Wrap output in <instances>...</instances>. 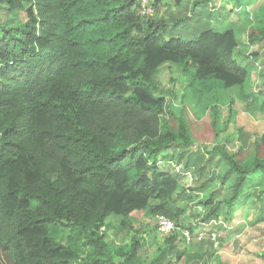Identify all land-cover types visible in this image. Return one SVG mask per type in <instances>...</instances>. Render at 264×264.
Wrapping results in <instances>:
<instances>
[{
    "label": "trees",
    "instance_id": "obj_1",
    "mask_svg": "<svg viewBox=\"0 0 264 264\" xmlns=\"http://www.w3.org/2000/svg\"><path fill=\"white\" fill-rule=\"evenodd\" d=\"M220 1L241 6L243 19L218 30L198 18L184 39L177 22L167 32L135 0H0V12L27 16L0 19V264H208L210 241L194 249L184 230L194 239L201 224L231 226L243 206L259 208L264 133L250 153L230 149L218 106L235 95L251 111L263 98L264 83L251 86L259 52L244 64L235 57L249 49L244 35L264 43V0L254 13L246 7L255 0ZM166 62L187 78L198 117L210 116L214 139L199 149L186 119L167 120L172 105L156 81ZM182 171L195 181L187 189ZM134 211L155 225L133 227ZM157 216L175 229L153 249L146 235L159 236Z\"/></svg>",
    "mask_w": 264,
    "mask_h": 264
},
{
    "label": "rangeland",
    "instance_id": "obj_2",
    "mask_svg": "<svg viewBox=\"0 0 264 264\" xmlns=\"http://www.w3.org/2000/svg\"><path fill=\"white\" fill-rule=\"evenodd\" d=\"M262 2L263 0H255L248 4L246 9L250 13L259 11ZM150 3L155 8V18L162 17L164 18L165 23L169 25V28L166 29L167 32H169V29L172 27L170 24L177 22V25H174L177 27V31L174 33L181 34L184 39L191 38L188 37L190 32L198 28L197 22L200 21L197 20L198 18L205 19L207 17L211 21V24H209L208 27L218 30L225 29L229 22L233 23L243 19V14L237 12L241 6L239 7L234 3L222 4L220 0H211L207 4H197L201 5L197 7V10L192 8L193 0H184L181 4H176L174 0H150ZM24 5H29V2L25 1ZM26 18V13L23 10L15 13H7L6 10H1L0 12V19L6 21L11 20L17 24L24 21ZM247 31L250 33L251 30ZM167 32H165L166 36H170L171 34H167ZM240 41L246 43L251 50L248 48L242 49V52L240 54L238 53V56L235 57L238 62L242 64L250 62V57H247L249 60L243 59V55L245 54L246 57L252 51L259 52L260 54L258 59L255 60L256 62L254 64L256 70L252 73L251 78V80H253L251 86L255 91L260 92V88H262L264 83V63L261 61L263 59L262 53L264 51V43L257 41L253 44H249L247 35H244V37L242 36ZM156 81L158 87L162 90L168 100H170L172 105L171 109H169L172 115L167 117L169 124L175 126L177 118L180 117L189 122L192 135L195 139V146H197H191V150H195L204 144L210 143L212 138L214 139V132L210 124V116L206 113L203 116L198 117L199 115L194 112V103L189 99L190 91L188 89V80L181 72L180 67L166 62L158 69ZM228 93L231 92L228 90ZM232 98L234 99V104L230 108L228 107V103L227 105H224L223 103L218 106L221 114V121L228 122V134L235 138L232 140L233 142L228 145L230 149H236L237 146L244 145L243 148L247 153H250L253 150L254 141L260 140V135L264 133V94L263 98L261 97L260 101L256 103V109L251 111H248L245 104L238 100L235 95L232 96ZM226 102H228V100H226L225 103ZM260 146L261 152L262 145L260 144ZM160 163H162V161H160ZM162 164L164 165L165 162ZM171 165L174 166V163H171ZM221 167L225 168V163H222ZM190 174V171L183 172L184 177L182 178L183 182L181 183H183L182 187L185 189H187L188 185L192 184L191 181H194V179L190 180ZM186 192L191 193V191L188 190H186ZM263 203L264 202H262L257 209H254L249 205L240 208L236 212L233 219L234 222L232 221L233 225H231L229 229L228 226L230 223H224L225 228L220 226L219 223H222L220 221H224L222 218H219V222L215 224H201L198 228L196 227L195 234L201 231H206L207 234L201 239H198L196 236L193 239L192 236L190 237V241H186L185 245L191 243L194 249H198L197 244L200 240L203 239V241H207L208 244L210 241L211 245L204 252L208 264H216L215 261L211 259L212 255H215L216 253L220 255L223 260L226 258L225 263H228V259L230 264H264V261L259 257V254L264 251ZM190 204L194 207L193 203L190 202ZM248 214L250 216V221L246 218V215ZM132 217H134L136 221L134 222L133 227L135 225L140 227L141 230L144 229L147 231L148 229H145L146 226L151 227L155 225L154 221L150 218L145 219L142 211H134ZM118 220L119 218H115L112 215L107 218V221L113 222L114 224H117ZM190 221L194 226L198 225V221L193 219H189L185 225H189L188 223ZM231 229L237 233L229 232ZM209 230L211 231L208 232ZM109 234L119 242L121 235H115L113 230H111ZM162 234L163 233L159 232L158 236L156 232H149V234L146 235V237L151 236V247L153 249H156V246L163 243ZM157 236L158 238H156ZM125 239L128 240V237ZM120 241L124 242V239H120ZM152 251L153 250L148 253L149 256L152 255ZM183 263L185 264L184 258L181 260V264Z\"/></svg>",
    "mask_w": 264,
    "mask_h": 264
},
{
    "label": "built area",
    "instance_id": "obj_3",
    "mask_svg": "<svg viewBox=\"0 0 264 264\" xmlns=\"http://www.w3.org/2000/svg\"><path fill=\"white\" fill-rule=\"evenodd\" d=\"M139 4V9L142 15L153 18L156 16L155 8L151 5L150 0H135ZM156 225L159 232L167 234L175 229L174 221L164 217L157 216L156 217ZM184 235L187 237L186 239H190L191 233L188 230H185ZM204 236V232H200L197 235V238L200 239Z\"/></svg>",
    "mask_w": 264,
    "mask_h": 264
},
{
    "label": "crops",
    "instance_id": "obj_4",
    "mask_svg": "<svg viewBox=\"0 0 264 264\" xmlns=\"http://www.w3.org/2000/svg\"><path fill=\"white\" fill-rule=\"evenodd\" d=\"M253 81V80H252ZM169 162H171V161H169ZM167 166L169 167V163H167ZM176 169H178L177 167H176ZM175 168H174V171L175 172H178V170H176ZM173 171V172H174ZM182 173V172H181ZM184 177V175H183V173H182V178ZM190 180H193V177H192V174H190ZM180 181V180H179ZM181 182H183V180L181 179V181H180V185L182 186L183 185V183H181ZM191 185H193V182L191 181ZM191 185H188V186H191ZM197 194H198V196L200 197L201 196V192H196ZM194 210H197V208H198V206H195L194 205V207H192ZM132 215V214H131ZM115 218H118V217H115ZM145 219H146V217H145ZM233 225V224H232ZM230 228V226H228V229ZM229 232H234L233 231V229H231V230H229ZM239 232V231H238ZM196 233V232H195ZM230 233V234H231ZM234 233H237V232H234ZM147 240H149V239H147ZM203 240V239H202ZM125 242V241H124ZM228 253V252H227ZM203 255H204V253H203ZM220 256V255H219ZM220 259L222 260V261H224V262H226L225 260H226V258H225V260H223L221 257H220ZM184 262H185V260H184ZM227 262H228V264H230V261H228V259H227ZM177 263H179V264H181V261H179V262H177ZM174 264H176V263H174ZM184 264V263H183ZM185 264H187L186 262H185ZM190 264H194V263H190Z\"/></svg>",
    "mask_w": 264,
    "mask_h": 264
},
{
    "label": "clouds",
    "instance_id": "obj_5",
    "mask_svg": "<svg viewBox=\"0 0 264 264\" xmlns=\"http://www.w3.org/2000/svg\"><path fill=\"white\" fill-rule=\"evenodd\" d=\"M157 231H158V229H157ZM201 232H204V235H206L207 233H206V231H201ZM158 233H159V231H158ZM200 233V232H199ZM199 233H197V234H194V235H196V237H197V235L199 234ZM164 234V233H163ZM162 234V235H163ZM167 234H169V233H167ZM201 239V238H200Z\"/></svg>",
    "mask_w": 264,
    "mask_h": 264
}]
</instances>
